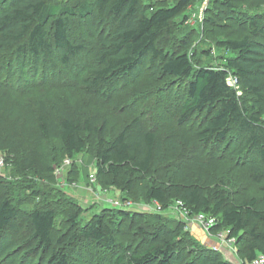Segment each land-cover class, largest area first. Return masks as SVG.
<instances>
[{
	"label": "trees",
	"instance_id": "obj_1",
	"mask_svg": "<svg viewBox=\"0 0 264 264\" xmlns=\"http://www.w3.org/2000/svg\"><path fill=\"white\" fill-rule=\"evenodd\" d=\"M72 1L0 0V77H18V82L26 83L25 89L36 84L40 74L47 82L69 71L79 78L78 89L85 95L109 102L122 84L149 70L154 75L159 67L170 85L179 87V110L171 125L167 108H157L169 137L162 139L140 117H134L107 139L104 123L99 126L92 117L69 108L53 106L49 111L38 101L36 135L58 145L52 149L56 156L47 163L49 175L65 159L76 161L87 150L85 136L98 137L96 180L104 189L118 190L129 198L137 181H147L153 168L161 166L165 178L146 182V203L168 209L179 201L191 217L215 218L213 230L228 231L229 238L245 246L244 264L264 255V24L258 23L259 16L241 12L235 3L239 0H215L214 6L219 7L213 12L228 29L226 35L209 46H205L206 40L202 46L199 30L188 26L196 0H174L169 5L158 0ZM73 19L86 21L89 27L98 24L93 44L70 37ZM205 23L219 25L212 16ZM178 32V45L167 51L164 40ZM199 52L208 63L197 62ZM88 54L90 60L83 63ZM230 74L238 79L239 90L229 84ZM194 121L199 122L194 132L198 144L212 150L225 143L228 148L235 146L236 158L259 187L260 197L239 202L221 184L195 179V172L178 166L179 152L196 142L186 135L175 140L176 128ZM3 130L11 134V127L3 126ZM19 133L26 136L29 132L23 126ZM17 145L15 134L11 144L0 142V149ZM6 162L9 166L10 161ZM11 165L24 172L37 171L34 161L27 158ZM59 191L34 192L38 204L25 214L27 227L21 226L22 209L6 192L1 193L0 258L10 257L12 264L19 257L18 264H78L73 261L74 253L88 243L109 253L121 247L114 264H232L219 252L201 246L186 224L160 214L112 209L93 215L82 225V211ZM66 203L75 210L68 216L67 230H61L57 223ZM137 216L147 219L136 227L139 242L120 244L117 226Z\"/></svg>",
	"mask_w": 264,
	"mask_h": 264
},
{
	"label": "rangeland",
	"instance_id": "obj_2",
	"mask_svg": "<svg viewBox=\"0 0 264 264\" xmlns=\"http://www.w3.org/2000/svg\"><path fill=\"white\" fill-rule=\"evenodd\" d=\"M214 1L196 0L197 3L192 8V16L188 22V26L195 30L198 29L201 33L199 39L200 41L203 40L200 44L202 46L205 45L204 41L206 40L208 42L205 46H209L216 38L226 35L225 31L228 29L220 25L222 23L221 16L218 17L213 12L214 7H219L214 6ZM72 2L70 0L68 3L73 4ZM158 2L169 5L173 4L174 0H158ZM235 3L239 6L238 8L242 9L241 12L256 14L260 18L258 23L260 25L264 24V0L256 1V3L250 0H239ZM207 10H210L209 13H206ZM211 16L218 22L217 27L205 23L208 17ZM96 26L98 24L89 27L86 21L73 19L71 21L70 37L75 42L86 40L93 44L96 41ZM180 32L176 36L166 37L163 46L167 51L178 45ZM199 54L197 62L200 64L208 63V59L202 57L201 52ZM90 57V54L83 57V63L90 60ZM65 72L57 79L47 82L40 79L42 76L40 74L37 83H29L31 85H28L25 89L22 88L26 83L18 82V77L14 80L11 78L8 80L7 76L0 77V142L11 144L14 135L16 134L18 137V145L15 149L9 147L0 149V159H5V168L0 169V196L2 192H6L7 195L13 198L14 204L22 209L20 215L21 226L27 227L28 221L25 214L38 204V199L34 200L33 198L34 192L39 191L43 194L56 188L60 190L58 193H61L67 199H71L77 204V208L82 211L80 216L82 225L95 214L103 215L106 210L117 209L115 208L116 203H120L126 211L131 213L160 214L170 220L184 221L185 224L181 209L177 208L175 203L168 209H162L156 204H148L143 200L146 182L164 180L165 173L161 166L153 168L147 181L138 180L133 194L128 198L118 190L104 189L97 183L94 151L98 137L85 136L87 150L76 161L65 159L58 166V169L55 168L54 174L51 176L47 171V163L48 160L56 156L52 149L57 148L58 145L54 142L41 141L35 131L36 117L40 111L38 103L41 102L49 111L53 106H59L61 109L69 108L73 113L82 112L85 116L92 117L93 121L98 123L99 126L104 123L106 125L104 136L107 139L116 136L134 117H140L147 129L156 130V133L164 139L169 137V134L157 108H167L166 114L170 117V123L175 125V116H177V110H179V87L173 88V85H170L171 82L161 75L160 68L157 67L154 75L150 70L147 71L136 80L122 84L109 102H101L80 91L78 89L79 78L73 76L69 71ZM29 82H33V80H29ZM239 94L243 95L241 91H239ZM13 97H18L19 101ZM1 105H3L2 108ZM13 125H17V127L15 128ZM198 125L199 122L194 121L185 127H177L176 134L178 136L174 139L179 140L181 136L186 135V137L192 136L191 142H196L194 132ZM3 126L4 128L6 126L11 127L10 135L4 132ZM23 126L29 132L26 136L19 133ZM195 144L194 147H188V149L183 146L181 153L179 152L180 161L178 166H181L184 170L189 169L195 172V179L201 177L204 181L213 180L215 184H221L225 192L232 199L239 202L261 196L259 187L249 177L245 165H240L238 158H236L234 145L229 148V143L222 144L219 147L215 145L212 150L210 147H204L197 142ZM21 158L33 160L37 171L24 172L18 170L15 165H11ZM6 159L11 162H9V166ZM200 163H204L206 166H199ZM74 210L68 203H66L64 209H60V217L57 223L59 229L67 230L68 216ZM146 220L142 216H137L132 221L126 220L123 224L118 225V234H116L118 242L123 245L132 243L136 245L139 242L136 227L139 224L144 225ZM188 229L201 246L219 252L224 259L232 264H244L245 246L237 243V240L231 242L229 236L224 238L223 236H226L227 231H215L213 229L207 231L197 222H191ZM87 244L82 247L79 246L75 251L73 256L75 263L114 264L115 253L122 250L121 247L117 246L114 253H109L107 250ZM9 260H12V258L1 257L0 264H12ZM18 262H20V257L13 264H18Z\"/></svg>",
	"mask_w": 264,
	"mask_h": 264
},
{
	"label": "built area",
	"instance_id": "obj_3",
	"mask_svg": "<svg viewBox=\"0 0 264 264\" xmlns=\"http://www.w3.org/2000/svg\"><path fill=\"white\" fill-rule=\"evenodd\" d=\"M228 82H229V84L232 87H234L235 89H238L239 82H238V79L234 75L230 74ZM4 162H5V159H0V169H4L5 168ZM153 204H156L160 208H162L158 203H153ZM175 204H176L177 208L181 209V214H182V216H183V218L185 220V224H186L187 229H188V227H189L191 222H197L198 224L203 226L207 231H211L216 226L217 221H216L215 218L208 217V216H206L204 214H199V215H196L194 217H191L190 214H189V211L183 206V204L181 202L178 201ZM115 208L125 210V208H123V206H121L120 203H116L115 204ZM192 220H194V221H192ZM182 222H184V221H182ZM227 236H228V231H227L226 236L224 235L223 237L227 238ZM234 240L235 239H231L230 241L234 242ZM249 264H264V255L263 254L258 255L257 258H255Z\"/></svg>",
	"mask_w": 264,
	"mask_h": 264
},
{
	"label": "crops",
	"instance_id": "obj_4",
	"mask_svg": "<svg viewBox=\"0 0 264 264\" xmlns=\"http://www.w3.org/2000/svg\"><path fill=\"white\" fill-rule=\"evenodd\" d=\"M190 226V225H189ZM193 228V227H192ZM232 262V260H230ZM235 264H238V263H235Z\"/></svg>",
	"mask_w": 264,
	"mask_h": 264
}]
</instances>
